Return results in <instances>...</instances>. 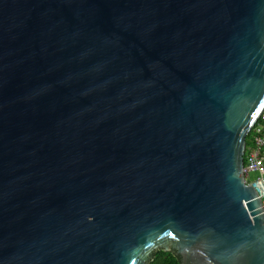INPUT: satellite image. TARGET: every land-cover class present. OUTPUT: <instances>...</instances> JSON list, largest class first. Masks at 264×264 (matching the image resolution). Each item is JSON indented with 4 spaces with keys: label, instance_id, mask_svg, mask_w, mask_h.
<instances>
[{
    "label": "water",
    "instance_id": "95a60500",
    "mask_svg": "<svg viewBox=\"0 0 264 264\" xmlns=\"http://www.w3.org/2000/svg\"><path fill=\"white\" fill-rule=\"evenodd\" d=\"M263 108L264 0H0V264H264Z\"/></svg>",
    "mask_w": 264,
    "mask_h": 264
},
{
    "label": "built area",
    "instance_id": "2783aa9c",
    "mask_svg": "<svg viewBox=\"0 0 264 264\" xmlns=\"http://www.w3.org/2000/svg\"><path fill=\"white\" fill-rule=\"evenodd\" d=\"M247 135L241 172L245 183L254 186L264 214V108ZM250 174L256 175L252 181L249 180Z\"/></svg>",
    "mask_w": 264,
    "mask_h": 264
},
{
    "label": "trees",
    "instance_id": "16d2710c",
    "mask_svg": "<svg viewBox=\"0 0 264 264\" xmlns=\"http://www.w3.org/2000/svg\"><path fill=\"white\" fill-rule=\"evenodd\" d=\"M249 135L246 136V144H248ZM180 260L173 251H164L163 249H155L146 264H179Z\"/></svg>",
    "mask_w": 264,
    "mask_h": 264
},
{
    "label": "rangeland",
    "instance_id": "374dc122",
    "mask_svg": "<svg viewBox=\"0 0 264 264\" xmlns=\"http://www.w3.org/2000/svg\"><path fill=\"white\" fill-rule=\"evenodd\" d=\"M255 177H256V175L255 174H250V176H249V180H254L255 179Z\"/></svg>",
    "mask_w": 264,
    "mask_h": 264
}]
</instances>
